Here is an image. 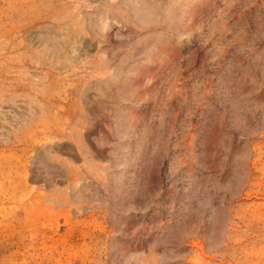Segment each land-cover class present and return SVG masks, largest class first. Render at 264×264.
Here are the masks:
<instances>
[{
	"label": "rangeland",
	"instance_id": "1",
	"mask_svg": "<svg viewBox=\"0 0 264 264\" xmlns=\"http://www.w3.org/2000/svg\"><path fill=\"white\" fill-rule=\"evenodd\" d=\"M0 264H264V0H0Z\"/></svg>",
	"mask_w": 264,
	"mask_h": 264
}]
</instances>
